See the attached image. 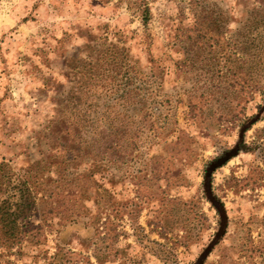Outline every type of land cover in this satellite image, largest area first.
I'll return each instance as SVG.
<instances>
[{
	"label": "rangeland",
	"instance_id": "374dc122",
	"mask_svg": "<svg viewBox=\"0 0 264 264\" xmlns=\"http://www.w3.org/2000/svg\"><path fill=\"white\" fill-rule=\"evenodd\" d=\"M129 1L0 0V205L38 193L0 264H264V164L247 151L264 78L242 100V77L264 76V0H141L147 26ZM129 66L145 107L127 94ZM243 115L259 117L247 133ZM84 119L127 124L124 148L58 179L51 156L93 130L54 125Z\"/></svg>",
	"mask_w": 264,
	"mask_h": 264
},
{
	"label": "trees",
	"instance_id": "16d2710c",
	"mask_svg": "<svg viewBox=\"0 0 264 264\" xmlns=\"http://www.w3.org/2000/svg\"><path fill=\"white\" fill-rule=\"evenodd\" d=\"M129 8L134 14L138 15L142 21L144 26H147L150 19H151V11L149 4L145 1L136 0V1H129ZM262 26L258 28L259 36L264 34V22H261ZM262 40V39H261ZM263 41V40H262ZM248 44V43H247ZM256 50H259L264 53V48H259L258 46H254ZM250 46L247 45L245 50L249 52ZM262 53V54H263ZM122 55V54H120ZM262 59V58H261ZM115 69L121 70L122 65H124L123 59L115 57ZM259 65L260 64L259 62ZM128 75L132 74L131 78H128V86L131 87L130 91L127 94H133L130 96V99H133V102H136L137 105H143L145 107V97H142L143 92L148 90L146 87V80L141 79L139 75H141L140 71L136 68V66H129ZM264 78V76H260L258 74L254 75L252 72L246 73L242 77V84L244 85L242 90V100L244 103L243 110H246V106H248L255 97V94L261 90H259V83ZM142 97V98H141ZM122 98V97H119ZM138 100V101H137ZM141 112L143 111L140 110ZM88 112L85 113L87 116ZM244 125H243V132L247 133L259 120L258 116H253L251 118H247L243 115ZM249 121L250 124L247 125ZM93 130L91 133V137L81 136L80 140L82 145H73L67 149H63V155L58 153L52 155L50 165L55 168V176L60 177L61 180L70 181L69 176L73 175L70 174V169L75 168L77 160L83 157H97L98 155L102 157L100 160V165L97 166L98 168L103 165V162L106 158H110L107 161L108 164L112 163V156L113 153L117 150L124 148L120 146V140L124 139L128 135V125L121 123L118 126L112 125H105L100 127V131L98 132V128L95 129V124L92 120L84 119L82 125L80 127L73 126L70 124L65 123H57L54 125L53 132L56 134H61L63 131L66 132V137H72L73 133L75 134H87L90 133V130ZM80 132V133H79ZM90 135V134H89ZM74 137V136H73ZM254 141L247 147V151L257 153V156L263 161L264 164V128L260 130H256L254 134ZM68 140V139H67ZM72 141V140H71ZM80 143V144H81ZM119 147V148H118ZM126 150V149H124ZM108 171V170H107ZM94 174V173H93ZM263 174V172H262ZM94 176L90 177L93 180ZM54 180L52 178L49 179V182L57 184L59 180ZM73 181V180H72ZM72 181L70 183H72ZM25 185V184H24ZM26 186V185H25ZM34 193V195H33ZM38 193L32 191L30 188L25 187L24 189H19L18 192L14 193L9 198H16L17 201L13 203L10 201L11 199H4L0 205V223L3 224L4 228H9L10 233H4L0 236V247L9 248L13 245H20L24 241L25 234L24 230L27 229V223L25 224L23 221L28 219V215L31 211V207L35 204L34 200L37 198ZM21 221V222H20ZM3 228V230H4Z\"/></svg>",
	"mask_w": 264,
	"mask_h": 264
}]
</instances>
